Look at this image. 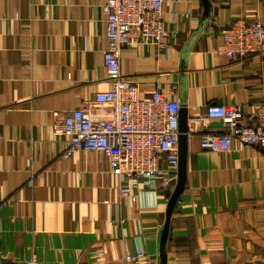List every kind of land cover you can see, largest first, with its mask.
<instances>
[{
	"label": "crops",
	"instance_id": "0c3cea01",
	"mask_svg": "<svg viewBox=\"0 0 264 264\" xmlns=\"http://www.w3.org/2000/svg\"><path fill=\"white\" fill-rule=\"evenodd\" d=\"M105 2L0 0V260L25 264L37 253L41 264H264V146L202 148L207 129L223 130L219 119L208 128L189 120L166 190L140 183L122 193L101 152L62 155L55 112L111 87ZM163 16L169 47L134 31L121 51L123 74L143 97L158 88L187 104L189 117L210 103L242 104L250 120L264 99V51L231 59L221 30L239 17L264 24V0H166Z\"/></svg>",
	"mask_w": 264,
	"mask_h": 264
},
{
	"label": "built area",
	"instance_id": "2783aa9c",
	"mask_svg": "<svg viewBox=\"0 0 264 264\" xmlns=\"http://www.w3.org/2000/svg\"><path fill=\"white\" fill-rule=\"evenodd\" d=\"M166 0H106L103 6L107 47L104 64L111 87L99 91L93 98L63 114L55 112L53 130L65 137L62 155L70 157L74 151L97 150L107 159L124 182L122 193L143 183L148 187L169 189L177 179L179 165L180 109L182 103L157 88L150 97H143L137 81L129 80L121 68V51L130 43L134 31L140 40L155 44L160 50L169 47L170 31L163 16ZM224 52L231 59L245 60L264 51V24L239 17L222 28ZM219 119L223 130L207 129L202 135V148L214 152L230 150L237 142L264 146V99L250 120L246 119L242 104L210 103L203 116L189 117L203 128L209 121ZM191 131L189 129L188 137ZM167 166L164 167L162 162ZM39 176L30 180L33 186ZM159 181V183H158ZM136 201L137 195L132 194ZM145 256L127 253L132 263ZM0 264L5 263L0 260ZM25 264H41L37 253ZM195 264H210L198 261Z\"/></svg>",
	"mask_w": 264,
	"mask_h": 264
},
{
	"label": "water",
	"instance_id": "95a60500",
	"mask_svg": "<svg viewBox=\"0 0 264 264\" xmlns=\"http://www.w3.org/2000/svg\"><path fill=\"white\" fill-rule=\"evenodd\" d=\"M188 122H189V113H188V109H187V104L182 103V107L180 109V131H181V135H180V151H179V163L181 164L182 162V154L181 153V147H182V142L185 139H189L188 137V132H189V126H188Z\"/></svg>",
	"mask_w": 264,
	"mask_h": 264
}]
</instances>
